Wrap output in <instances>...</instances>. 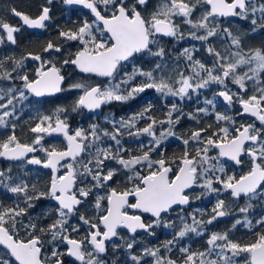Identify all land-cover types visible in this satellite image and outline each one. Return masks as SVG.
Here are the masks:
<instances>
[{"label": "snow or ice", "instance_id": "1", "mask_svg": "<svg viewBox=\"0 0 264 264\" xmlns=\"http://www.w3.org/2000/svg\"><path fill=\"white\" fill-rule=\"evenodd\" d=\"M59 4L76 19L54 20V0L35 14L10 8L19 25L0 16V46L19 48L22 27L54 29L39 50L0 54V264H264V43H248L264 34V0ZM185 41L197 43L176 47ZM149 90L161 115L149 100L106 117L110 129L70 123ZM63 93H76L71 104L37 109L23 131L25 102ZM183 120L195 126L179 131ZM170 139L180 149L168 155ZM209 197L207 219L187 212ZM224 217L230 227L210 230ZM159 228L168 238L145 243Z\"/></svg>", "mask_w": 264, "mask_h": 264}, {"label": "trees", "instance_id": "2", "mask_svg": "<svg viewBox=\"0 0 264 264\" xmlns=\"http://www.w3.org/2000/svg\"><path fill=\"white\" fill-rule=\"evenodd\" d=\"M43 2V0H0V16H4L6 19H11L12 23L15 24H20V21L17 18H11L10 17V12L9 9L12 7H16L17 9L27 12L29 14H35L38 6ZM54 8L53 11L55 13V17L54 20L59 21L60 23H64L65 19L68 18L69 16H71V18L73 20L76 19V16L71 15V12L69 11H64L63 13L60 11V9L63 7L62 5L59 4V0H54ZM54 35V29L49 28L47 31L45 32H33L29 29H27L26 27H22V30L20 33L17 34V40L19 43V48L13 47V46H5L4 51L5 52H16V51H23L25 49L27 50H39L40 45L46 41L47 39L51 38ZM255 35V34H254ZM259 44L264 43V34H262L261 39L258 40ZM31 67H32V62L29 61ZM76 93H63L60 94V98L56 99V98H50L53 99L55 101V103H44L42 100L41 101H37L35 99H31V103L29 104L28 102H25V104L27 105L25 107L24 112L21 115V119L19 122V125L23 127V131L27 132V125L25 124V121H31L32 119H34L35 115H36V110L39 109L40 112L45 113V114H49L51 112L54 111L55 107L57 105H69L72 103L73 99L75 98ZM207 96V93L204 92V94L201 95V98H204V96ZM156 97L157 95L154 94H149L148 98H153ZM138 101V100H137ZM170 101V100H168ZM195 101H190V102H185L184 103V109L185 111H190L193 108H195L197 105L196 103H194ZM140 104H144V102L142 100H139L138 102L133 101V102H129V103H113L110 105H106L103 109H102V115L108 113L109 111H114L116 113V115L118 116H122L124 118H126V116L128 115V113L132 110V108H137L140 106ZM221 111H224L225 109L223 108L222 105H220V107H218ZM235 109L232 110V112H234ZM94 113H84V114H71L70 116V123L72 124V127L75 128L77 126H83V127H88L89 124L91 123H98L101 125V127H107L109 128V125L107 124L106 121H103V119L98 118L97 116H93ZM194 123L187 121V120H183L181 122V125L179 126V131H184L186 128L188 127H194ZM19 127V126H18ZM111 128V126H110ZM7 130L5 129H0V136H3L4 133ZM19 133L21 131V127H19ZM127 141V138H125ZM145 140V142H147L146 138H142ZM49 142H55V143H60L62 142V138L59 137H55L53 139H46V143ZM164 149L167 151L168 155H171L173 152L178 151L180 149V144L178 141H175L174 139H170L169 141L165 142V146ZM209 200H211V203L208 202V200L205 201H196L194 204L191 205V207H189L187 209V212H192L193 210H195L196 208H202L206 210V215H205V219H207V215L210 214V209L212 207V204L215 203V198L214 197H209ZM261 211V209L259 207H257L256 212L259 213ZM174 213L172 214V218L174 219ZM224 221H228L230 222L231 220L223 218ZM223 220H218L217 222L214 223V225L209 226L210 230H223L227 227H230L231 223L229 225L224 224L222 221ZM171 230L169 229H163V228H159L156 230V235L159 238L158 240L156 238L153 237H149L147 238V240H145V243H147L148 240H150L152 242V244H157L159 242H161L160 240H164L167 237V233H169ZM235 235L237 237H241L244 239H247V236L245 235V230L240 229L238 232L235 233ZM139 239V238H138ZM206 239V236H205ZM188 243H190V245L193 248H199L203 243L204 240L201 238H197V237H192L191 241H189ZM112 259H116V257H112L111 255L109 256V264H111V260ZM122 259V257H121Z\"/></svg>", "mask_w": 264, "mask_h": 264}, {"label": "flooded vegetation", "instance_id": "3", "mask_svg": "<svg viewBox=\"0 0 264 264\" xmlns=\"http://www.w3.org/2000/svg\"><path fill=\"white\" fill-rule=\"evenodd\" d=\"M28 29V28H27ZM261 36H262V34H255V35H252L251 36V38L248 40V43L249 44H251V45H255V46H259L260 44H259V42H258V40L259 39H261ZM183 44H184V46H186V45H188V43L187 42H181V44H178L176 47L177 48H180V47H182L183 46ZM4 48H5V46H1L0 47V54H3L5 51H4ZM16 54H19L20 53V51H16L15 52ZM28 65L31 67V65H30V63L28 62ZM149 94H154V95H157L156 97L154 96L153 98H148V95ZM139 100H142L143 102H144V104H140V106L139 107H137V108H132V110L128 113V115L126 116V118L127 117H129V116H131L133 113H136V112H139V111H141L144 107H146L147 106V102L149 101V100H151V102L154 104V106H155V114L156 115H161L162 113H163V111L165 110L164 109V101L163 100H161V99H159L158 98V94L157 93H155L154 91H152V90H149V91H147L146 93H143V94H140V96H138L136 99H134V100H130V101H128L127 103H129V102H133V101H136V102H138ZM105 106H103L102 107V109L104 108ZM102 109H100L98 112L100 113L99 115H97V117L98 118H101L102 119ZM109 112H113L115 115H116V113L114 112V111H109ZM95 114V113H94ZM117 116V115H116ZM119 116V115H118ZM120 118L122 117V116H119ZM19 130V127H18V129H17V131ZM18 134H19V131H18ZM55 138V137H54ZM47 140H49L48 138H46ZM53 139V138H52ZM51 140V139H50ZM10 162H8V161H1L0 160V167H6V166H8V164H9ZM161 242L163 241V240H160Z\"/></svg>", "mask_w": 264, "mask_h": 264}, {"label": "rangeland", "instance_id": "4", "mask_svg": "<svg viewBox=\"0 0 264 264\" xmlns=\"http://www.w3.org/2000/svg\"><path fill=\"white\" fill-rule=\"evenodd\" d=\"M242 24H243V22H236V23H234V25H233V27L234 28H240V27H242ZM185 42H187L188 43V45L189 44H196L197 42H195V41H185ZM188 45H186V46H188ZM183 46H184V44H183ZM182 46V47H183ZM1 47V46H0ZM29 66V65H28ZM30 67V66H29ZM216 86H213V88H215ZM205 93H207V97L208 98H212V91L211 90H208V91H204ZM204 92L202 93V94H204ZM206 96V95H205ZM204 96V97H205ZM168 100H172L173 98H171V97H169V98H167ZM203 99L204 98H202L201 99V102L203 101ZM195 103V102H194ZM217 107H220V105L218 104L217 105ZM100 113L99 112H96L95 114H93V116L95 117V116H97V115H99ZM106 117L107 118H112V117H114L116 120H119L120 119V117L119 116H116L113 112H108V113H106V114H104V115H102V119H103V121H106L107 122V124L109 125V129H110V123H108V121L106 120ZM102 128H105V127H102ZM107 128V127H106ZM147 139V138H146ZM174 219H176V214L174 213ZM224 218H226V219H229V220H231L230 222H232V217H224ZM221 220H223V218L221 219ZM217 222V221H216ZM224 224H226V225H229L230 224V222H228V221H222ZM177 223H179V221L177 220Z\"/></svg>", "mask_w": 264, "mask_h": 264}, {"label": "water", "instance_id": "5", "mask_svg": "<svg viewBox=\"0 0 264 264\" xmlns=\"http://www.w3.org/2000/svg\"><path fill=\"white\" fill-rule=\"evenodd\" d=\"M18 19V18H17ZM27 28V27H26ZM29 29V28H28ZM29 30H31V31H33V32H36V33H38V32H40V30H34V29H29ZM51 138H54V137H51ZM51 138H48V139H51ZM1 161H4V160H1Z\"/></svg>", "mask_w": 264, "mask_h": 264}]
</instances>
